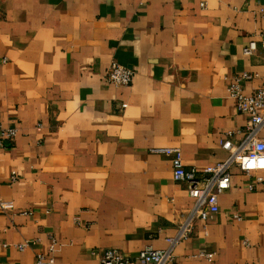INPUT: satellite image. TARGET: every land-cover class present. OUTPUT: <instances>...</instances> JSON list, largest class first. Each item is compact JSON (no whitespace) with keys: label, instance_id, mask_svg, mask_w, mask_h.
Wrapping results in <instances>:
<instances>
[{"label":"crops","instance_id":"crops-1","mask_svg":"<svg viewBox=\"0 0 264 264\" xmlns=\"http://www.w3.org/2000/svg\"><path fill=\"white\" fill-rule=\"evenodd\" d=\"M114 61L132 85L106 80ZM244 73L247 94L264 87V0H0V121L17 132L0 151V264L167 249L195 200L153 149L198 171L226 160ZM170 264H264V170L234 167Z\"/></svg>","mask_w":264,"mask_h":264},{"label":"built area","instance_id":"built-area-1","mask_svg":"<svg viewBox=\"0 0 264 264\" xmlns=\"http://www.w3.org/2000/svg\"><path fill=\"white\" fill-rule=\"evenodd\" d=\"M257 49V43L252 41L244 48L246 55H252ZM136 69L114 61L106 75V80L114 86L132 85ZM255 77L251 73H244L236 77L229 85V94L236 101L239 110L248 116V124L241 130L243 138L234 141L233 132L222 141V147L229 151V157L203 171L196 168H188L179 148H155L156 153H174V179L187 185L189 195L195 200L194 206L189 211L186 220L178 227L177 234L169 237L167 249H155L147 247L135 257H129L117 249H104L100 251V264H170L175 260V248L183 241L188 240L194 233L195 221L201 219L210 220L220 211V196L230 189L232 185V170L234 167L242 168L247 174L256 170H264V87L252 94H247L244 82ZM17 132L13 128L5 127L0 121V151L7 141L13 140ZM262 181V178H258ZM29 242L19 245L24 250ZM54 251V244L51 247ZM209 261H213L214 253H200ZM53 256L39 254L37 264H55Z\"/></svg>","mask_w":264,"mask_h":264}]
</instances>
